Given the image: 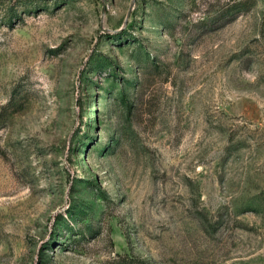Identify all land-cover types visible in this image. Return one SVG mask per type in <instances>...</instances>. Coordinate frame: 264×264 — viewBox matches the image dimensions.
Masks as SVG:
<instances>
[{
  "label": "rangeland",
  "instance_id": "1",
  "mask_svg": "<svg viewBox=\"0 0 264 264\" xmlns=\"http://www.w3.org/2000/svg\"><path fill=\"white\" fill-rule=\"evenodd\" d=\"M0 264H264V0H0Z\"/></svg>",
  "mask_w": 264,
  "mask_h": 264
}]
</instances>
